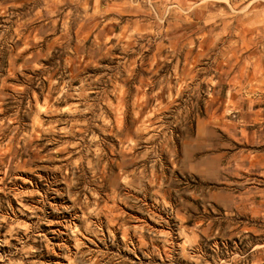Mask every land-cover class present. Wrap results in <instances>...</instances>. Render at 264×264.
Instances as JSON below:
<instances>
[{
	"label": "clouds",
	"instance_id": "9594fccd",
	"mask_svg": "<svg viewBox=\"0 0 264 264\" xmlns=\"http://www.w3.org/2000/svg\"><path fill=\"white\" fill-rule=\"evenodd\" d=\"M20 5L0 264H264V0Z\"/></svg>",
	"mask_w": 264,
	"mask_h": 264
},
{
	"label": "rangeland",
	"instance_id": "374dc122",
	"mask_svg": "<svg viewBox=\"0 0 264 264\" xmlns=\"http://www.w3.org/2000/svg\"><path fill=\"white\" fill-rule=\"evenodd\" d=\"M5 8H7V11H4ZM20 8V0H0V19L7 16L8 14L13 15L14 18L19 14ZM9 83L11 84L13 81L9 80ZM49 218L52 219L54 223L59 222L55 217ZM136 219H139V217H136Z\"/></svg>",
	"mask_w": 264,
	"mask_h": 264
}]
</instances>
